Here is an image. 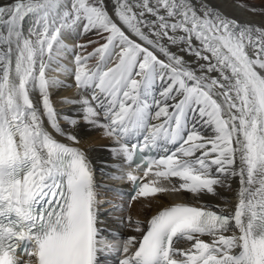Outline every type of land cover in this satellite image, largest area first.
<instances>
[{
	"label": "snow or ice",
	"instance_id": "1",
	"mask_svg": "<svg viewBox=\"0 0 264 264\" xmlns=\"http://www.w3.org/2000/svg\"><path fill=\"white\" fill-rule=\"evenodd\" d=\"M60 76L78 90L60 101L74 115L55 106L53 93L70 87ZM82 122L111 141L110 178L131 182L130 200L192 199L118 217L134 233L121 235L102 219L92 161L62 126ZM220 188L235 192L232 207L204 199ZM110 254L264 264V22L211 0L0 2V264Z\"/></svg>",
	"mask_w": 264,
	"mask_h": 264
},
{
	"label": "bare ground",
	"instance_id": "2",
	"mask_svg": "<svg viewBox=\"0 0 264 264\" xmlns=\"http://www.w3.org/2000/svg\"><path fill=\"white\" fill-rule=\"evenodd\" d=\"M2 2V0H0ZM211 2L218 8H220L226 15L230 17H234L241 21H249L254 23H261L264 22V13L259 12H251L247 8H241L238 5L239 3L233 0H211ZM71 43V40L67 41ZM71 66V65H69ZM53 75H57L53 73ZM60 79H64L70 87L60 88L53 93V100L55 106L58 110H60L64 114H75L73 109L74 106L67 105L61 103V98L63 97H76L79 95L78 90L76 89L74 82L70 76H60ZM62 126L65 127L67 130L72 131L75 135H77L78 139L80 140L79 147L84 150L89 159L93 163V167L95 170V180L98 185L105 186L98 176H96V172L98 173L100 170L101 174H105L104 178L110 177V174L113 173L115 170L112 167L114 163L113 157L111 152L109 151V146L111 141L104 137L103 130L98 128H92L89 125L83 124V122L78 125L75 129H70L67 124L62 123ZM63 139V138H61ZM119 174V173H117ZM111 179V178H110ZM123 183L125 180H119ZM238 181L233 180L232 188L235 189L237 187ZM106 185L110 187V185L106 182ZM219 195L217 197H205V200L211 199L213 203H218L221 206L227 205L228 207H232L235 204V192L233 190L225 191L224 188L218 189ZM104 195L106 193H103ZM102 195L101 197V204L103 201L108 199L107 195ZM222 197V199L219 198ZM192 196L190 193H179V194H159L155 200H148L145 199L142 204L141 198L138 201H131L129 202L132 207L129 210V214H125L124 212L113 211L112 204L102 207V219L108 224L110 227H116L123 231L126 236L133 235L134 233L128 227L121 226L118 223H114L118 217L121 216H128L131 215L133 218H139L141 220H146L150 215L151 212L148 210V204L152 203L153 210L158 205L178 202V201H188L191 200ZM110 213V215H109ZM136 216H134V215ZM18 259L20 260H27L28 257L19 256ZM106 261V264H118V260L114 257L113 254L108 255L107 257L103 258Z\"/></svg>",
	"mask_w": 264,
	"mask_h": 264
},
{
	"label": "rangeland",
	"instance_id": "3",
	"mask_svg": "<svg viewBox=\"0 0 264 264\" xmlns=\"http://www.w3.org/2000/svg\"><path fill=\"white\" fill-rule=\"evenodd\" d=\"M233 1H235V2H237L239 4H246V5L249 6V8L254 7V8L258 9V10L264 8V0H233ZM257 12L261 13L260 11H257ZM87 39H88L87 36L82 37L81 38V42H83L84 40H87ZM52 75H53V73H52ZM224 190L228 192L229 189L228 188H224ZM219 198L222 199L221 196H219ZM144 200H145V198H141V202H139V204H142ZM110 204H111L110 200H108L107 202L105 201L103 205L107 206V205H110ZM130 209L131 208L128 207L127 211H129ZM125 214H127V213L125 212ZM134 216H136V215H134Z\"/></svg>",
	"mask_w": 264,
	"mask_h": 264
}]
</instances>
